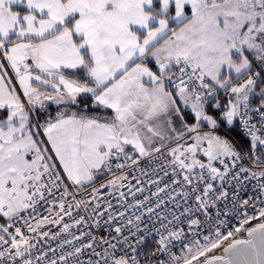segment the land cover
I'll return each instance as SVG.
<instances>
[{
	"label": "snow or ice",
	"instance_id": "6c2138e0",
	"mask_svg": "<svg viewBox=\"0 0 264 264\" xmlns=\"http://www.w3.org/2000/svg\"><path fill=\"white\" fill-rule=\"evenodd\" d=\"M0 264H264V0H0Z\"/></svg>",
	"mask_w": 264,
	"mask_h": 264
},
{
	"label": "crops",
	"instance_id": "0c3cea01",
	"mask_svg": "<svg viewBox=\"0 0 264 264\" xmlns=\"http://www.w3.org/2000/svg\"><path fill=\"white\" fill-rule=\"evenodd\" d=\"M17 87H18V85H17Z\"/></svg>",
	"mask_w": 264,
	"mask_h": 264
}]
</instances>
